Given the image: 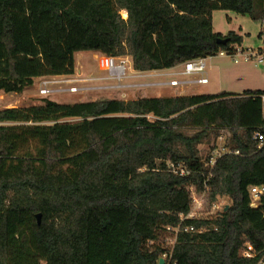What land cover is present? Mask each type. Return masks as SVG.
Segmentation results:
<instances>
[{
  "label": "trees",
  "instance_id": "1",
  "mask_svg": "<svg viewBox=\"0 0 264 264\" xmlns=\"http://www.w3.org/2000/svg\"><path fill=\"white\" fill-rule=\"evenodd\" d=\"M235 1L264 23V0ZM221 37L180 30L158 0H0V90L74 74L81 51L129 55L149 71L244 38ZM262 95L153 97V119L141 96L0 109V264H159L179 226L172 264H263L264 197L253 207L249 192L264 185ZM223 129L231 152L217 155ZM206 187L210 205L227 196L229 207L189 218L193 190Z\"/></svg>",
  "mask_w": 264,
  "mask_h": 264
},
{
  "label": "rangeland",
  "instance_id": "2",
  "mask_svg": "<svg viewBox=\"0 0 264 264\" xmlns=\"http://www.w3.org/2000/svg\"><path fill=\"white\" fill-rule=\"evenodd\" d=\"M159 7L170 16L183 31H195L198 33H222V37L228 35L232 30L236 34L242 35L243 45L247 48L264 50V36L260 33L264 30V23L253 20L248 15H241L234 11L235 0H158ZM124 17L127 14L123 12ZM81 53V55H80ZM101 54V53H100ZM99 54L96 51H81L77 54V60L84 68L80 77L103 75L97 68ZM207 73L209 82L205 84H189L188 86H149L142 89L114 90L105 92H79V93H59L43 95L39 91V80L34 86L26 89L22 93H7L0 90V109L5 107H27L36 103H42L45 97L51 98L62 104H74L79 102H90L101 98L133 99L140 97L150 118V100L153 97L177 96V95H203L218 94L222 92L242 93L246 90H264V62L257 64L254 61H244L236 63L229 55H216L208 58ZM183 69V68H182ZM195 75L182 76H156L147 77L142 80L157 81L178 77L180 79H191ZM140 90V93L135 91ZM14 104L15 106H10ZM69 119H63L66 121ZM192 131V130H191ZM225 134L227 132H224ZM224 135L219 139V144H224ZM201 145V148H205ZM196 191L193 190V194ZM205 198V197H204ZM207 199V198H205ZM218 202L228 206L230 199L227 196L219 197ZM196 205V203H195ZM198 206L194 210H198ZM205 214L212 212V205L206 201ZM214 215V214H213Z\"/></svg>",
  "mask_w": 264,
  "mask_h": 264
},
{
  "label": "built area",
  "instance_id": "3",
  "mask_svg": "<svg viewBox=\"0 0 264 264\" xmlns=\"http://www.w3.org/2000/svg\"><path fill=\"white\" fill-rule=\"evenodd\" d=\"M218 55H229L232 60L236 63L241 60L244 61H254L257 64H262L264 62V50L260 48L259 50L253 48H247L243 43L235 44L228 50H221ZM207 58L200 57L196 59H191L182 65L183 69H180L174 74L175 68H167L160 70H149L141 71L134 67L133 59L129 55L113 56L108 54H101L97 59V68L103 74L99 76H86V77H72L71 75H53V76H43L39 80V91L43 95L59 94V93H79V92H105L114 90H127V89H142L143 87H153V86H188L189 84H205L209 82V77L207 73ZM178 65V66H181ZM169 77V76H181V75H195L191 79H180L178 77H172L171 79H163L157 81L140 80L153 75ZM263 99V116H264V95ZM224 132H227L226 134ZM227 129H223V135H228ZM254 139L258 142L259 148L264 146V127L258 129L255 132ZM224 152H231V150L225 149L221 146V150L218 151L217 155ZM237 153L239 151H236ZM216 162V158L211 160V164ZM185 171H183L184 173ZM196 191V190H194ZM210 191V187H206L205 191L202 193L193 194L194 208L198 206V210H192L188 215L189 218H208L211 215L218 214L220 211L224 210L225 205L220 204L218 201L212 203V212L205 214V205L208 201L207 194ZM249 192L251 196V205L253 207H259L262 203L264 197V185H251L249 187ZM205 197V198H204ZM196 203V205H195ZM216 228V226H213ZM194 231V227L188 228ZM169 231L173 232V235L167 239L169 249L163 253L161 258L165 259V264H172L174 246L177 241V235L181 230V227H168ZM199 232L205 231V227L198 229ZM245 246L249 249L246 250L245 255L250 256V249L252 245L250 242H246ZM264 264V259L261 261Z\"/></svg>",
  "mask_w": 264,
  "mask_h": 264
},
{
  "label": "crops",
  "instance_id": "4",
  "mask_svg": "<svg viewBox=\"0 0 264 264\" xmlns=\"http://www.w3.org/2000/svg\"><path fill=\"white\" fill-rule=\"evenodd\" d=\"M97 52V51H96ZM79 53V52H78ZM77 53V54H78ZM99 55H101L100 54V52H97ZM77 54H76V71H75V73L72 75V77H79V76H81V73H82V71H83V68H84V66L81 64V63H79L78 62V60H77ZM80 55H81V53H80ZM208 58H210V57H208ZM207 58V59H208ZM173 68H175L173 71H174V74L173 75H175V73L177 72V71H179L180 69H182V65L181 66H175V67H173ZM99 71V70H98ZM94 76H99V75H97V74H94ZM182 76V75H181ZM40 80V77H37V78H35V81L36 80ZM136 92V91H135ZM230 93H232V92H230ZM243 93V92H242ZM7 94V93H6ZM236 94H239V93H236ZM134 99V98H133ZM10 106H15L14 104H10Z\"/></svg>",
  "mask_w": 264,
  "mask_h": 264
},
{
  "label": "water",
  "instance_id": "5",
  "mask_svg": "<svg viewBox=\"0 0 264 264\" xmlns=\"http://www.w3.org/2000/svg\"><path fill=\"white\" fill-rule=\"evenodd\" d=\"M218 40H219V42H221V43H226V42H227V38H226V37H221V38H219ZM228 207H229V205L227 206V208H228ZM37 217H38L39 222H40V221H41L42 214L39 213V214L37 215ZM159 264H165V259H164V258H161L160 261H159Z\"/></svg>",
  "mask_w": 264,
  "mask_h": 264
},
{
  "label": "bare ground",
  "instance_id": "6",
  "mask_svg": "<svg viewBox=\"0 0 264 264\" xmlns=\"http://www.w3.org/2000/svg\"><path fill=\"white\" fill-rule=\"evenodd\" d=\"M127 12V11H126Z\"/></svg>",
  "mask_w": 264,
  "mask_h": 264
}]
</instances>
